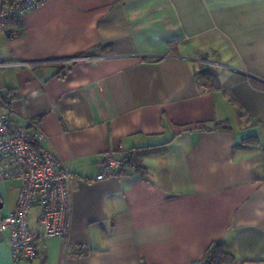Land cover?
Returning <instances> with one entry per match:
<instances>
[{
  "label": "crops",
  "instance_id": "1",
  "mask_svg": "<svg viewBox=\"0 0 264 264\" xmlns=\"http://www.w3.org/2000/svg\"><path fill=\"white\" fill-rule=\"evenodd\" d=\"M1 95L73 177L66 241L13 261L0 231V264H191L219 241L227 264H264V0H50L0 31ZM128 150L138 168L95 178ZM19 184L0 178V218Z\"/></svg>",
  "mask_w": 264,
  "mask_h": 264
},
{
  "label": "built area",
  "instance_id": "2",
  "mask_svg": "<svg viewBox=\"0 0 264 264\" xmlns=\"http://www.w3.org/2000/svg\"><path fill=\"white\" fill-rule=\"evenodd\" d=\"M50 0H2L0 31L13 37L22 27L24 15ZM87 58L72 57L70 61ZM3 65V64H2ZM0 111V178L20 182L16 207L0 218V231L8 235L13 261L37 256L40 237L56 236L66 241L71 223L72 173L61 166L56 155L43 146L46 135L40 117L15 119L7 106L10 97H2ZM1 104V103H0ZM123 158L102 153L96 179L120 177L126 167L137 166L135 154L128 150ZM38 204L37 227L28 222L31 208ZM191 264H204L203 260Z\"/></svg>",
  "mask_w": 264,
  "mask_h": 264
},
{
  "label": "trees",
  "instance_id": "3",
  "mask_svg": "<svg viewBox=\"0 0 264 264\" xmlns=\"http://www.w3.org/2000/svg\"><path fill=\"white\" fill-rule=\"evenodd\" d=\"M81 54H86V53L83 52ZM59 68H60V70H62V69H64V66L59 67ZM213 72L214 71L211 70L210 68L205 67V68L200 69L199 74H200V76L204 77L205 80L210 82L212 80V78H214V77H212V76H214ZM6 94H9V92H7ZM6 96L1 95V98L6 97ZM213 126L214 127H220L221 125L217 121L214 123ZM213 126L210 127V126L206 125L205 123L204 124L201 123L195 127L208 129V128H213ZM195 127H193V128H195ZM124 156H126V155L124 154ZM124 156L122 157L123 159H124ZM134 160H136V156H135ZM135 167L138 168L137 166H135ZM203 261H204V264H227V263H233L234 261H236V259H235V256L226 249L225 242L219 241V242L213 243L210 246V248L205 253Z\"/></svg>",
  "mask_w": 264,
  "mask_h": 264
},
{
  "label": "rangeland",
  "instance_id": "4",
  "mask_svg": "<svg viewBox=\"0 0 264 264\" xmlns=\"http://www.w3.org/2000/svg\"><path fill=\"white\" fill-rule=\"evenodd\" d=\"M156 3V2H155ZM165 23V22H164ZM171 28H172V31L174 30L175 31V27H174V25H173V23H172V20H171ZM175 36H177V35H171V34H168L167 33V31H164L163 29L161 30V29H155V32L153 33V35L152 34H150V36H149V43L151 44V45H154L155 47V50H156V45H157V43L159 44V43H161L160 42V40H163V42L165 43V45H167L168 44V46H172V45H174V43L176 42V40H175ZM200 81L203 83H206L207 82V80H205V78L204 77H201L200 78Z\"/></svg>",
  "mask_w": 264,
  "mask_h": 264
},
{
  "label": "water",
  "instance_id": "5",
  "mask_svg": "<svg viewBox=\"0 0 264 264\" xmlns=\"http://www.w3.org/2000/svg\"><path fill=\"white\" fill-rule=\"evenodd\" d=\"M1 206V205H0Z\"/></svg>",
  "mask_w": 264,
  "mask_h": 264
}]
</instances>
